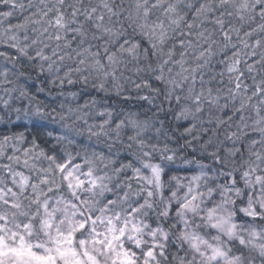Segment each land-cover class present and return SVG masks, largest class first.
<instances>
[{
	"label": "clouds",
	"instance_id": "clouds-1",
	"mask_svg": "<svg viewBox=\"0 0 264 264\" xmlns=\"http://www.w3.org/2000/svg\"><path fill=\"white\" fill-rule=\"evenodd\" d=\"M0 264H264V0H0Z\"/></svg>",
	"mask_w": 264,
	"mask_h": 264
}]
</instances>
